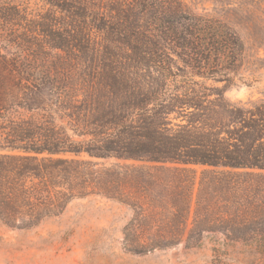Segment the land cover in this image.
Wrapping results in <instances>:
<instances>
[{
	"label": "rangeland",
	"instance_id": "rangeland-1",
	"mask_svg": "<svg viewBox=\"0 0 264 264\" xmlns=\"http://www.w3.org/2000/svg\"><path fill=\"white\" fill-rule=\"evenodd\" d=\"M224 6L0 0V145L58 150L55 157L99 166L117 161L95 156L104 152L102 122L113 115L131 116L136 131L156 138L211 103L226 121L223 107L254 105L264 113V49L250 44L243 27L223 20ZM253 56L260 59L250 65ZM218 67L229 74L209 77ZM193 169L197 182L201 167ZM49 190L33 211L11 202L9 223L0 220V264H264L258 251L223 242L220 234L190 247L184 236L168 247L129 246L122 241L132 215L125 205L75 182ZM44 207L49 216L38 215Z\"/></svg>",
	"mask_w": 264,
	"mask_h": 264
},
{
	"label": "trees",
	"instance_id": "trees-1",
	"mask_svg": "<svg viewBox=\"0 0 264 264\" xmlns=\"http://www.w3.org/2000/svg\"><path fill=\"white\" fill-rule=\"evenodd\" d=\"M215 1L225 4L223 20L243 27L250 44L264 49V0ZM228 74L222 67L208 72L212 78ZM244 77L237 74L246 83ZM204 108L178 130L156 138L136 131L131 116L105 118L102 125L108 128L99 147L104 152L95 156L117 161L99 166L55 157L58 150L0 145L8 151L0 153V220L9 223L11 202L33 211L36 202L43 205L49 198L51 186L75 182L131 210L122 231L129 246L168 247L184 236L190 247L220 234L223 242H239L264 257V113L254 105L223 107L226 121L215 104ZM193 166L201 167L197 182ZM49 212L44 207L38 215Z\"/></svg>",
	"mask_w": 264,
	"mask_h": 264
}]
</instances>
